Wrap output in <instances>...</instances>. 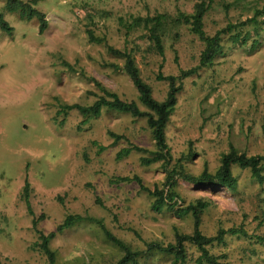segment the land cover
I'll list each match as a JSON object with an SVG mask.
<instances>
[{
    "label": "rangeland",
    "instance_id": "obj_1",
    "mask_svg": "<svg viewBox=\"0 0 264 264\" xmlns=\"http://www.w3.org/2000/svg\"><path fill=\"white\" fill-rule=\"evenodd\" d=\"M197 2L39 0L37 9L48 24L40 34L36 18L22 21L7 13L5 0H0V12L12 28L11 33L0 29L1 264H48L37 246L38 232L55 231L67 215L101 220L132 252H144L152 242L174 244V230L192 233L190 215L178 218L165 210L153 212V198L138 184L114 183L117 178L137 176L149 190L163 188L160 163L144 167L140 154L134 152L117 160V152L128 145L109 136L123 135L129 143L153 151L144 119L108 111L87 118L76 109L63 108L92 105L101 96L95 82L122 101H137L129 78L111 67H121L123 61L108 55L107 47L131 53L153 97L163 101L168 85L156 81L157 75L177 76L179 69L195 68L203 44L185 25L169 24L162 33L164 56L160 57L142 26L130 31L126 26L137 17L190 15ZM263 2L214 0L204 16L203 30L212 36L230 23L244 22ZM259 27L258 35L249 25L240 29L250 35L243 46L225 37L213 66L182 81L165 130L173 157L169 169L180 161L189 174H200L204 164L214 173L229 144L247 156L264 155V24ZM88 32L103 42H89ZM232 172L238 182L234 192H214L181 180L175 192L183 207L199 200L210 204L200 224L207 237L231 228H242L253 238L264 236V185L249 170L234 167ZM25 182L34 218L42 216L35 229L23 202ZM49 247L56 264H117L124 255L89 222L56 234ZM185 249V264H197V249L189 244ZM208 252L216 257L225 254L222 264H264V244L239 235H224V245L214 244ZM172 260L151 252L137 264Z\"/></svg>",
    "mask_w": 264,
    "mask_h": 264
},
{
    "label": "trees",
    "instance_id": "obj_2",
    "mask_svg": "<svg viewBox=\"0 0 264 264\" xmlns=\"http://www.w3.org/2000/svg\"><path fill=\"white\" fill-rule=\"evenodd\" d=\"M38 2L39 0H5L4 9L7 13L16 15L17 18L22 21H31L36 18L38 22V31L42 34L46 30L48 24L45 15L37 9ZM213 3L214 0H198L195 4L194 12L190 15L178 12L173 18L165 14H157L152 17L147 16L144 18L137 17L132 20L129 26H126L128 31L142 26L147 32L146 40L153 45L160 57L164 56L162 33H164L163 30L169 24L185 25L203 44L199 62L195 68L186 71L179 69L177 76L164 77L161 73L157 75L156 81H164L168 85L166 96L163 101H157L153 97L152 88L141 77L140 70L136 66L131 53L126 50L121 51L112 47H107L108 55L123 61L121 67L113 64L111 67L115 71L121 70L129 78L137 93V101H122L117 94L107 91L100 84L95 82L97 89L101 92V96H98L92 105L86 107L75 104L64 106L63 108L66 110L76 109L82 116L87 118H97L103 111H108L118 115H128L135 119H144L154 144L153 151L129 143L128 139L123 135L109 133V136L115 142L125 141L128 145L117 152V160L124 159L134 152L140 154L139 162L144 167L160 163L165 175L163 188L158 189V187H155L153 190H149L142 185L141 179L137 176L132 178H117L114 183L134 182L138 184L141 191L146 192L153 198L151 206L153 212L161 213L165 210L178 218L190 215L193 221L192 233L181 234L177 230H174V244L163 246L159 243L152 242L146 244V250L144 252H132L129 247L114 237L106 229L101 220L82 215H67L63 222L57 226L55 231L47 235L38 232L39 243L37 246L40 252L46 256L48 264H56L57 262L55 253L49 247L50 242L55 238L56 234L62 233L64 230L84 222L96 224L103 232L105 239L123 252L124 255L117 264H137V260L140 257L151 252L171 256L174 259L171 264H185L187 260L185 244H189L197 249L199 253L196 261L197 264H222L220 261L225 260L226 255L221 254L216 257L211 255L208 249L214 244L224 245V235L226 234L255 239L257 243L264 244V236L249 237L242 228H231L227 231L219 229L215 236L212 237L203 235L200 230L201 215L210 204L206 201L199 200L195 204H188L183 207L178 194L175 192L178 184L177 181L179 180L198 188L208 187L214 192H218L220 189H227L230 192H234L238 184L232 172L234 167L241 170H249L251 177L258 182L259 185H264V155L247 156L246 153L239 152L229 144L228 152L220 156L219 166L214 173H210L207 165L204 164L199 175L189 174L184 170V167L180 165V161H176L175 165L169 169L173 162V157L171 148L166 140L165 130L173 111L176 109L178 95L182 91V81L201 69L213 66L215 58L222 53L223 39L225 37L229 36L232 43L243 46L250 35L242 34L240 29L249 25L254 28L256 35H258L260 31L259 25L261 23L264 24L263 2L261 9L255 10L251 18L239 24L230 23L214 35L209 36L203 30V19ZM258 18L263 22L260 23ZM0 29L9 33L12 31V28L4 20L1 12ZM87 34L89 42L96 44L103 42L102 39L95 38L90 32ZM140 106L143 107L144 110H142ZM99 150L103 151L104 148L101 147ZM189 156L192 158L194 155L189 154ZM23 202L27 214L33 218L32 227L35 229L38 221L42 219V216L34 218L29 202L28 182H25L23 187Z\"/></svg>",
    "mask_w": 264,
    "mask_h": 264
},
{
    "label": "crops",
    "instance_id": "obj_3",
    "mask_svg": "<svg viewBox=\"0 0 264 264\" xmlns=\"http://www.w3.org/2000/svg\"><path fill=\"white\" fill-rule=\"evenodd\" d=\"M227 152H228V150H227ZM227 152H223L222 154L227 153ZM222 154H221V155H222ZM221 155H220V156H221ZM219 159H220V158H219ZM206 165H207V164H206ZM207 167H208V165H207ZM217 168H218V167H217ZM198 175H199V174H198Z\"/></svg>",
    "mask_w": 264,
    "mask_h": 264
}]
</instances>
